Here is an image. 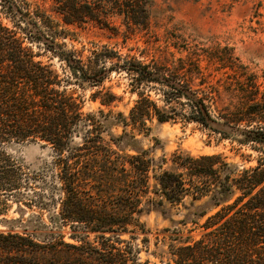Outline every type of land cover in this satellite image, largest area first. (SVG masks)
<instances>
[{
    "label": "trees",
    "instance_id": "trees-1",
    "mask_svg": "<svg viewBox=\"0 0 264 264\" xmlns=\"http://www.w3.org/2000/svg\"><path fill=\"white\" fill-rule=\"evenodd\" d=\"M51 1L63 25L97 27L123 41L126 33L152 26L154 0ZM3 3L14 26L42 42L68 75L35 58L17 30L0 21V214L9 202L19 214L1 219L6 229L0 230V264H139L133 240L147 233L139 217L151 211L173 226L163 229L169 231L163 264H264V67L251 68L228 46L206 54L204 66L195 51L144 59L101 44L83 56V49H65L55 32L45 31L53 25L45 12L34 13L38 24L14 0ZM212 63L227 78L222 86L234 102L219 104V82H211L206 70ZM111 71H124L136 94L127 114L83 112L82 98L66 85L99 86ZM115 97L92 94L103 105ZM153 120L193 122L235 139L258 152L255 163L239 166L221 153L178 150L154 158L150 148L133 143L136 134L149 133ZM113 126L121 127L118 135ZM78 128L82 139L73 144ZM103 131L114 146L103 141ZM26 140L50 145L57 155L58 202L46 221L35 213L23 218V206L37 205V173L6 145ZM47 194L52 200L53 192ZM172 207L183 211L180 218H172Z\"/></svg>",
    "mask_w": 264,
    "mask_h": 264
},
{
    "label": "rangeland",
    "instance_id": "rangeland-1",
    "mask_svg": "<svg viewBox=\"0 0 264 264\" xmlns=\"http://www.w3.org/2000/svg\"><path fill=\"white\" fill-rule=\"evenodd\" d=\"M14 2L21 12H29V17L36 19L38 24L40 22L34 13L38 10L48 14L53 25L51 29L47 30L45 27L43 29H46L48 33L55 32V42L61 43L65 49H83V56L87 54V48L101 44L115 45L121 53L134 54L144 59L152 56L167 58L170 53L178 56L195 51L200 54L201 65L204 66L207 62L206 54L215 51L216 48L228 46L243 63L251 68L260 70L264 67V3L258 4L255 0H154L150 30L126 33L125 41L121 34L109 36L108 32L97 27L79 28L63 25L51 10V0H14ZM12 12L17 17L20 16L15 10ZM14 20L3 0H0V21L17 30V35L23 39V44L38 54L35 58L51 63L60 76L68 75L64 63L52 56L42 42L25 38L22 31L14 26ZM63 32L67 34L63 36ZM181 46H185L186 50ZM216 65L212 63L206 70L210 73L211 82L215 83L217 80L219 82L218 88L221 91L219 104L226 105L228 102H234L235 99L224 91L222 84H225L224 81L227 78L221 74L222 70L214 69ZM129 82L130 78L124 71H111L99 86L68 83L66 88L82 98L83 112H95L102 108L105 112L110 111L112 116H116L117 112L126 115L136 97V94L129 90L131 87ZM105 91L116 96L111 104L103 105L99 98H92L93 93L101 94ZM150 93L152 96L155 95L153 90H150ZM148 124L150 125L149 133L136 134V140L133 143L136 146L150 148L154 158L161 155L169 157L175 150L192 155L221 153L229 162L239 166H249L255 163V157L258 155V152L250 146L239 144L235 139L221 138L218 134L193 122L153 120ZM110 131L118 135L121 127L113 126ZM101 138L112 144L106 131L101 133ZM81 139L82 128H78L73 134L72 143L77 144ZM41 144V142L29 140L13 141L6 145V149L14 154L23 166L37 173V184L34 187L37 191V205L31 208L23 206L25 209L23 218L30 213H35L40 214L46 221V215L55 210L58 202L59 182L56 173L59 168L54 164L57 156L55 151L50 145ZM50 191L54 194L52 200L47 194ZM8 204L5 214H0V230L6 229L1 222L2 218L19 216L15 211V202ZM170 212L172 218L177 219L183 211L172 207ZM139 221L147 230L146 234L139 233L138 239L133 240L140 247L139 264H163L167 258V244L164 236L169 233L163 229L173 228V226L168 219L154 211L142 213ZM180 228L186 234V227L180 226ZM64 230L68 231V227ZM197 232L198 230H195L192 233L196 235ZM122 237L130 239L129 233L123 234Z\"/></svg>",
    "mask_w": 264,
    "mask_h": 264
}]
</instances>
